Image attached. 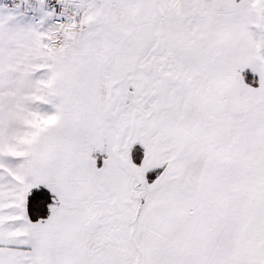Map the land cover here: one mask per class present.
<instances>
[{
	"label": "snow or ice",
	"instance_id": "snow-or-ice-1",
	"mask_svg": "<svg viewBox=\"0 0 264 264\" xmlns=\"http://www.w3.org/2000/svg\"><path fill=\"white\" fill-rule=\"evenodd\" d=\"M0 264H264V0H0Z\"/></svg>",
	"mask_w": 264,
	"mask_h": 264
}]
</instances>
